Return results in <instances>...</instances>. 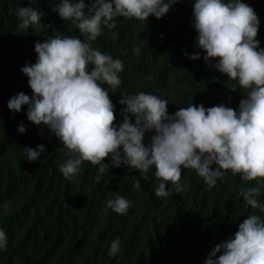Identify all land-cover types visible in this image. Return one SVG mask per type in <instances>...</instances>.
I'll return each mask as SVG.
<instances>
[{
  "label": "trees",
  "instance_id": "obj_1",
  "mask_svg": "<svg viewBox=\"0 0 264 264\" xmlns=\"http://www.w3.org/2000/svg\"><path fill=\"white\" fill-rule=\"evenodd\" d=\"M60 0H37L34 8L44 13L42 26L27 31L19 28L18 7L29 0H0V228L8 237L0 250V264H204L207 254L218 244L230 240L238 225L249 215L264 213L243 208L240 192L257 186L242 181L228 171L209 188L193 169H182L183 192L167 182V197H156L159 180L155 169L143 179L127 165L109 167L99 183L98 166L84 162L76 179L69 182L59 171L64 160L63 144L44 125L27 119V106L20 112L8 109V101L19 93L29 97L28 77L21 69L36 62V42L43 43L56 32L87 37L54 10ZM90 5V0H84ZM258 16L256 39L264 49V0H242ZM194 0H178L160 19L149 16L145 22L117 17L116 27L102 29L92 47L114 59L124 70L121 85L113 91L107 84L113 103L114 124L122 123V97L139 92L169 101L168 113L179 108L223 104L238 109L246 90L205 62L206 55L195 46L197 32L193 24ZM141 51L136 53L135 48ZM199 52L200 58L189 59ZM235 89V90H233ZM134 123V117L130 116ZM26 132L17 131L19 125ZM154 132H145L147 146ZM47 151L36 161H28L23 148ZM111 157L105 158L109 163ZM136 180L140 188L134 187ZM264 202V183L259 184ZM122 196L130 202L126 215L107 208L109 199ZM7 205L5 209L3 206ZM120 240V252L109 255L111 242ZM222 253H217L219 256Z\"/></svg>",
  "mask_w": 264,
  "mask_h": 264
},
{
  "label": "clouds",
  "instance_id": "obj_2",
  "mask_svg": "<svg viewBox=\"0 0 264 264\" xmlns=\"http://www.w3.org/2000/svg\"><path fill=\"white\" fill-rule=\"evenodd\" d=\"M178 0H60L55 7L59 17L70 21L86 41L60 32L45 42H36V62L21 71L28 77L32 91L29 97L19 93L7 107L20 112L27 106V119L44 125L63 144L64 160L59 171L69 182L76 179L84 162L98 166L95 181L99 183L109 167L127 165L143 179L155 169L160 181L156 197H167V182L176 192H183L182 169H193L212 188L230 171L242 181H256L257 186L240 192L243 208L264 213L259 184L264 183V49L256 39L259 19L253 8L242 0H194L193 24L197 32L195 46L206 55L207 63L229 80L246 90L237 110L223 104L205 108L190 105L169 114V101L156 95L139 92L122 97L123 120L114 124V105L107 84L115 91L121 85L119 74L124 70L120 59L93 48L92 43L102 29L116 27L117 17L145 22L149 16L162 18ZM29 0V6L18 7L19 28L27 31L42 26L44 15ZM43 28L51 25H43ZM136 53L141 51L135 48ZM200 58L199 52L189 56ZM235 90V89H233ZM134 117V123L130 122ZM17 131L26 132L21 124ZM145 132H154L150 143L144 144ZM28 161H36L47 149L23 148ZM111 157L109 163L103 161ZM135 188H140L136 180ZM107 208L126 215L130 202L122 196L109 199ZM5 209L7 205L3 206ZM8 237L0 228V250L7 247ZM120 252V240L111 242L109 255ZM217 253H222L217 256ZM204 264H264V219L249 215L238 225L234 237L216 245Z\"/></svg>",
  "mask_w": 264,
  "mask_h": 264
}]
</instances>
